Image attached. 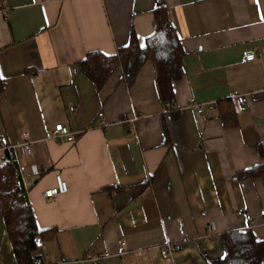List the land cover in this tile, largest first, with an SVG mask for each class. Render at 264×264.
Listing matches in <instances>:
<instances>
[{"label": "crops", "instance_id": "0c3cea01", "mask_svg": "<svg viewBox=\"0 0 264 264\" xmlns=\"http://www.w3.org/2000/svg\"><path fill=\"white\" fill-rule=\"evenodd\" d=\"M163 6L185 52L173 110L150 59L118 65L97 90L78 62L132 33L144 46ZM0 74V159L10 150L21 166L47 231L33 252L43 263L213 264L228 232L264 240V170L238 177L264 166V0H0ZM58 123L74 140L53 137ZM57 173L69 190L44 199ZM0 264H17L1 215Z\"/></svg>", "mask_w": 264, "mask_h": 264}, {"label": "trees", "instance_id": "16d2710c", "mask_svg": "<svg viewBox=\"0 0 264 264\" xmlns=\"http://www.w3.org/2000/svg\"><path fill=\"white\" fill-rule=\"evenodd\" d=\"M156 26L154 32L140 46L135 33L130 43L118 48L117 52L107 55L101 51H91L78 62L79 69L100 90L118 65H126L131 58L139 62L150 59L155 69L158 94L163 105L172 102L174 82L185 74L183 58L185 55L175 23L171 20L166 7L155 9ZM7 80L0 74V92ZM166 108V106H165ZM224 119L228 122L235 114L230 110ZM228 124V123H227ZM4 165H0V215L12 241L17 264H40L39 257L33 255L37 242L46 238L47 231L37 226L35 214L25 187L22 169L16 156L7 150ZM263 165L238 173L239 178L260 175ZM225 256L213 264H262L264 240H258L252 230L232 231L223 235Z\"/></svg>", "mask_w": 264, "mask_h": 264}, {"label": "built area", "instance_id": "2783aa9c", "mask_svg": "<svg viewBox=\"0 0 264 264\" xmlns=\"http://www.w3.org/2000/svg\"><path fill=\"white\" fill-rule=\"evenodd\" d=\"M245 59L247 61H254L257 59V53L255 51H249L246 53ZM190 104L195 105L197 107L196 121L199 122L200 120H202L205 107L202 104L198 103L195 98L191 99ZM165 106H166V111L173 110V102H167ZM97 118L99 121H101V123L103 124L105 123L103 112H99L97 115ZM53 137L57 140L72 141L74 140L75 135L68 129V127L64 123H58L57 125H55L54 131H53ZM20 149L23 153H26V154H31L33 152L32 141L29 138L28 134H26L25 142L22 144ZM4 163H5V160L0 159V165H4ZM27 184L31 185V182L29 183L27 182ZM68 190H69V186H68L67 181L63 178V176L60 173H57L55 177V185L45 190L42 194V197L44 199L55 198L56 196L67 193ZM246 210L247 209L245 208L244 212H246ZM261 214L264 215V209L261 210ZM182 228L185 230L186 226L183 225ZM213 230H214V226L212 224H209L208 232L211 233ZM177 247L178 246L176 244H173L170 241H166L164 245L162 246V254L164 256H169L172 253V250ZM125 250H126V244L124 241H121L119 255H123L125 253ZM95 260H96V264H99L100 257H96ZM39 263L45 264L42 262L41 259H39ZM122 264H126V263L122 262Z\"/></svg>", "mask_w": 264, "mask_h": 264}]
</instances>
